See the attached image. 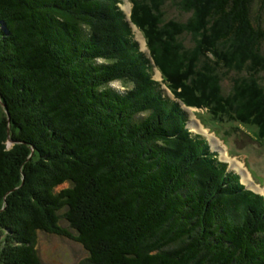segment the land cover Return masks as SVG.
<instances>
[{
    "label": "trees",
    "instance_id": "obj_1",
    "mask_svg": "<svg viewBox=\"0 0 264 264\" xmlns=\"http://www.w3.org/2000/svg\"><path fill=\"white\" fill-rule=\"evenodd\" d=\"M212 7L236 40L227 60L216 64L205 50L203 27L183 38L212 56L206 66L218 65L223 90L211 74L191 82L204 71L190 60L155 64L172 94L211 115L198 114L205 127L236 123L264 146V0ZM152 20H133L151 47ZM138 50L118 0H0V213L17 194L35 201L10 223L0 214V264H44L41 233L81 244L83 264H264V197L190 132ZM228 66L241 76L225 74Z\"/></svg>",
    "mask_w": 264,
    "mask_h": 264
},
{
    "label": "rangeland",
    "instance_id": "obj_2",
    "mask_svg": "<svg viewBox=\"0 0 264 264\" xmlns=\"http://www.w3.org/2000/svg\"><path fill=\"white\" fill-rule=\"evenodd\" d=\"M118 1H119L118 5H120L121 11L123 10L126 13L127 20L128 18L130 19L132 17V21L133 20L136 21L138 17L141 18L142 16L154 20V21L152 20V24L146 26L147 29L145 28V30L150 31L149 36L151 35L152 39L155 40V42H153L154 48L150 46L149 41L147 39V35L142 31V28L139 29L136 26H133L134 28L133 32L135 34V37L138 39V41L141 44V50H146V43H145L146 41L147 47L150 49V51L151 48L155 50L156 52L154 55L155 59H157L159 62L164 64L166 67H168V65H171V63H169L167 59L169 61L171 60L172 62L176 60H181V61L190 60L191 69H193V71L196 72L204 71L203 74H198V73H197L198 75L193 74L190 77L191 82L194 81L199 82L201 78L205 77V75L211 74L213 79L219 77L221 78L217 82L210 79L209 84L219 85L217 87V90L219 91L223 90V87L227 82L223 81L225 79V75L223 76L220 73L218 65H215L214 67H210L208 65L206 66L207 64L206 62L208 60L214 62L212 56H210L209 59H207L206 56L205 57L202 56L198 52L199 49L197 47V43L195 42V40L191 41L189 36L183 38L184 33L189 34L187 31L193 32V30L195 31L199 29L201 30V27H203L204 36L208 38V42L210 43L211 46V48L208 47L205 48V50L208 49L215 50L214 53L217 55V56L215 55V60H216L215 62H217L216 64L220 65L221 63L227 60V57H229L231 54L228 50L231 49V45L236 43V40L233 39L231 36L230 26L228 25L226 18H224V16L219 17L221 19L215 17V11L212 7V0H198V1L163 0L161 7L159 8L157 7V3H158L157 0H118ZM185 2L188 3L190 2L189 3L191 4L190 7L185 6ZM200 3L202 4L200 5ZM202 5L205 9H209L210 13H207L209 16L201 15ZM210 16H213V18ZM151 28H155V29L153 30ZM154 32H158V33H154ZM196 37L199 36L196 35ZM193 38H194V34H193ZM187 48L192 49V54H189V52L186 50ZM204 53L206 55L207 51H204ZM194 57H196L198 60L195 63H193ZM225 65H227L226 62ZM170 68L175 69L172 65L169 67V69ZM226 69L224 67L223 72H225V74L227 72L230 75L238 74L239 76H241L240 73L233 72L231 66H228V68ZM177 70L180 71L179 68H177ZM154 79L160 81L159 75L154 73ZM114 86L122 91L124 89V87L120 83H115ZM224 90L226 91V88H224ZM214 92H215L214 97L213 98L209 97V99L216 103L218 92L216 91ZM257 96L258 95L256 93L253 94L252 96L254 97L253 103L250 100V105L253 107L255 106L254 103L258 99ZM184 109L188 113L189 120L193 121L192 122L193 125L194 122H196V124L200 126V124L196 120L198 114H201L202 115L201 117L204 118L205 120H209L210 123L213 122L212 120L209 119V116L211 115L206 110H202L195 107L187 108V106H184ZM221 125H223L224 128L223 131L221 130V133H219L218 131L215 132L217 133L220 139L226 142V145L224 144L223 141L219 142L217 140L219 142V145L217 147H220L221 152L220 150L214 148H213L214 149L213 152H218L219 158L221 156V159L225 162L229 163L230 160L233 163L232 167H231V163L229 164L230 169L233 171L235 170L234 172L239 174L242 178L243 176L241 175V171L239 167H237L234 163L236 162L239 166L241 165L240 166L241 169H243L244 167L247 176L246 177L247 183H245L246 186L254 189L257 195L259 194L264 197V148H262V146L258 145L256 142L245 140L246 138L244 136H241L239 132L235 131L234 127L237 126L238 124L226 122ZM211 127L213 129L214 125H211ZM248 129L250 130L249 132L250 138L251 139L254 138L256 128L248 127ZM214 130L215 129H213V131ZM206 131L209 130L206 129ZM213 131L212 132L209 131L208 134L207 133H202V134L203 136H207L208 138H210L209 136L211 135H209V133L213 134ZM14 145L15 142L11 140L7 142L8 149H12ZM227 152H229L231 156L236 155V157L235 156L230 157ZM225 153L226 156H224ZM14 159H16V157ZM40 172H41L40 174H42L44 171H40ZM34 174L35 173L33 172L30 174V176L34 177ZM44 175L45 172L42 176ZM252 180L256 183V185H254ZM37 181L39 180L37 179ZM28 189H32L31 186ZM11 198L12 199L8 201V204L2 209L0 213L7 215L5 216L7 219L4 222L10 223V221L13 220L12 218H14L12 216V214L14 213L22 214L29 212L31 214L30 212L31 208L30 207L26 208L25 205L26 203L35 204L34 199L29 198L25 203H23L22 199L19 197L18 194ZM8 209H10L11 212ZM62 223H64L63 224L64 227L68 228L66 222H62ZM3 237H4V232L0 231V241L3 239ZM39 254L44 264H83V262L89 256V254L83 248V246L79 243H76L72 239L61 237L58 235H51L47 233L40 234Z\"/></svg>",
    "mask_w": 264,
    "mask_h": 264
},
{
    "label": "bare ground",
    "instance_id": "obj_3",
    "mask_svg": "<svg viewBox=\"0 0 264 264\" xmlns=\"http://www.w3.org/2000/svg\"><path fill=\"white\" fill-rule=\"evenodd\" d=\"M194 114V113H193ZM201 126V125H200ZM198 124H196V122H194V125L192 124L191 125V128L194 130V131H196V132H202V133H208L206 130H204L203 129V127L201 126L200 127ZM215 143H216V146H218L219 145V142L213 137V136H209ZM220 148V147H219ZM223 150V149H222ZM224 156H226V153L224 154ZM229 163H231V167H232V165H233V163L229 160ZM237 167H239V169H240V171H241V175L243 176V178H242V182H243V184L244 183H247V176H246V170H245V168L243 167V169H241L240 168V166L235 162L234 163ZM245 172V173H244Z\"/></svg>",
    "mask_w": 264,
    "mask_h": 264
}]
</instances>
